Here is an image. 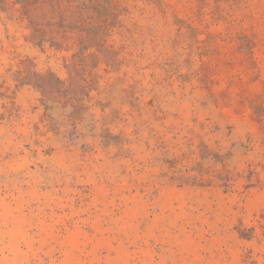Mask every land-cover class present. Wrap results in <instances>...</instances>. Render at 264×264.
Listing matches in <instances>:
<instances>
[{"label":"rangeland","instance_id":"374dc122","mask_svg":"<svg viewBox=\"0 0 264 264\" xmlns=\"http://www.w3.org/2000/svg\"><path fill=\"white\" fill-rule=\"evenodd\" d=\"M0 2V264H264V0H115L99 61Z\"/></svg>","mask_w":264,"mask_h":264},{"label":"trees","instance_id":"16d2710c","mask_svg":"<svg viewBox=\"0 0 264 264\" xmlns=\"http://www.w3.org/2000/svg\"><path fill=\"white\" fill-rule=\"evenodd\" d=\"M115 0H14L20 17L27 22V41L55 52L76 49L84 55L95 49L97 61L106 60V39L124 12ZM3 4V2H0ZM3 7V6H2ZM75 56V55H73ZM50 74L45 75L48 78ZM53 77L49 78L52 82ZM39 83L35 88L43 101L59 88L58 83Z\"/></svg>","mask_w":264,"mask_h":264}]
</instances>
